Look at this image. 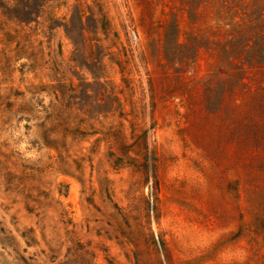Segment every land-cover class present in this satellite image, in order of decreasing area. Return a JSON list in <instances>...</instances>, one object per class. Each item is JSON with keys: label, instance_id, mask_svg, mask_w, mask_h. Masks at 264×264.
I'll list each match as a JSON object with an SVG mask.
<instances>
[{"label": "rangeland", "instance_id": "1", "mask_svg": "<svg viewBox=\"0 0 264 264\" xmlns=\"http://www.w3.org/2000/svg\"><path fill=\"white\" fill-rule=\"evenodd\" d=\"M0 264H264V0H0Z\"/></svg>", "mask_w": 264, "mask_h": 264}]
</instances>
